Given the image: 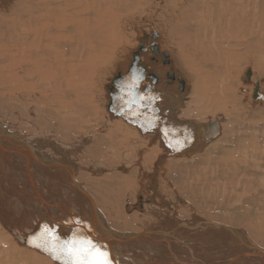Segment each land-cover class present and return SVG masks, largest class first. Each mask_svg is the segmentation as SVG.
<instances>
[{"label": "bare ground", "instance_id": "1", "mask_svg": "<svg viewBox=\"0 0 264 264\" xmlns=\"http://www.w3.org/2000/svg\"><path fill=\"white\" fill-rule=\"evenodd\" d=\"M137 61L127 110L117 83H133ZM260 94L264 0H0V264H60L29 241L43 225L88 239L76 222L91 228L94 213L110 231L153 232L141 243L150 264L187 263L189 244L218 251L206 221L264 251Z\"/></svg>", "mask_w": 264, "mask_h": 264}, {"label": "water", "instance_id": "2", "mask_svg": "<svg viewBox=\"0 0 264 264\" xmlns=\"http://www.w3.org/2000/svg\"><path fill=\"white\" fill-rule=\"evenodd\" d=\"M153 45V44H152ZM151 45V46H152ZM143 48V47H142ZM137 60V56H136ZM135 60V61H136ZM139 61V60H138ZM133 64L132 70L135 73L133 76V83L130 85H121L119 82L117 83L118 87L121 88V93L119 98L122 100L123 104L125 105L127 110H132V101L130 99L124 98L125 96H133L135 101L139 102V96L138 92H140V81L142 80L139 75L144 69H139L137 66V63ZM133 84L135 85V88L133 87ZM151 88H147L146 90L151 92ZM185 99V97H183ZM116 116H123L119 113H117ZM192 125V124H191ZM153 122H148V129H152L154 127ZM193 126V125H192ZM218 123H212L207 124L206 126H203L201 130L203 131L204 139L207 141L215 140L217 136L219 135V129H218ZM2 126L0 125V130H2ZM194 129H191V133L189 135V140L198 139L194 136ZM5 131V130H4ZM150 131V130H149ZM199 132V130H196ZM202 145V144H201ZM190 147L187 148V151L190 150ZM82 192L87 195L83 190ZM95 217L93 215V227H88V225L83 221L82 216H79L77 220L79 221L78 227L76 228L77 231H82L86 234L88 239L92 240L94 243H96L99 246H102L108 253L117 251L121 252V256L119 258H112V263L115 264L117 261V264H150L149 262H146L142 256V253L145 254V252H148L141 244L146 243V240H150V237L154 234L153 232L149 233L148 236L146 235H129V234H122L117 233L114 231H110L99 224V217L98 213H94ZM94 223L96 227L94 228ZM202 226L200 227L199 231L200 233L206 237V244L207 247L214 246L211 242L212 234H214L216 237L220 238L221 245L218 246V251L214 252V254L210 255H202L203 248L198 247L193 244H189V251L186 252L187 256L190 257V261L187 259V263H180L177 261L178 256H172L173 263L172 264H192L191 262H195V256L196 254H200L205 262L202 264H233L232 260L233 258H242L243 260L240 262H243L245 264L246 262H249L251 264H264V256H262L259 252L263 253L260 248H258L255 244L247 240V237L245 234H239V233H231L230 235H224L220 231L222 230L219 226L209 223V222H203L201 223ZM193 227V226H191ZM92 230V232H90ZM93 232L96 237L93 236ZM103 233V235L101 234ZM155 234L161 235L163 237L174 239V235L171 234L168 231H160L156 232ZM194 235V234H192ZM224 237V238H223ZM223 238V239H222ZM170 240V239H169ZM182 241V240H181ZM176 242V240H175ZM182 243H184L182 241ZM139 254H137V253ZM232 252V254L230 253ZM252 255V256H251ZM257 256L261 258L259 261H257ZM252 257H255L253 259ZM158 264V263H157Z\"/></svg>", "mask_w": 264, "mask_h": 264}, {"label": "snow or ice", "instance_id": "3", "mask_svg": "<svg viewBox=\"0 0 264 264\" xmlns=\"http://www.w3.org/2000/svg\"><path fill=\"white\" fill-rule=\"evenodd\" d=\"M169 134L165 131L166 136ZM29 243L47 252L60 264H112L110 254L102 246L87 238H77L75 233L69 239H61L48 225H43Z\"/></svg>", "mask_w": 264, "mask_h": 264}, {"label": "rangeland", "instance_id": "4", "mask_svg": "<svg viewBox=\"0 0 264 264\" xmlns=\"http://www.w3.org/2000/svg\"><path fill=\"white\" fill-rule=\"evenodd\" d=\"M162 2H163V1H162ZM160 4H161V3H160ZM152 29H153V28H152ZM153 30H154V29H153ZM145 31H146V33H148L147 30H145ZM145 31H144V32H145ZM150 34H151V37H152L150 40L153 41V40H154V36H153L152 31L150 32ZM141 37H142V36H140V38H141ZM140 38L138 37V38H136V39H140ZM136 41H137V40H136ZM137 42H138V41H137ZM144 51H145V50H144ZM140 52H143V50H140ZM149 58H150V57H149ZM148 64L153 65V60H152V58H150ZM162 65L164 66V65H166V64L162 61ZM166 66H167V65H166ZM151 71H152V70H151ZM174 81H175V80H174ZM174 81H173L172 83H170V84H167V83H166V84H165V87H167V88H168V87H169V88L172 87V86L175 84ZM173 83H174V84H173ZM252 83H253V82H252ZM150 84L153 85L152 82H151ZM254 84H257V83L254 82ZM147 85L150 86L149 84H147ZM180 86H181V85H180ZM252 87H254V89H256L255 85L252 86ZM177 91H178L181 95H182V93L184 92V91L181 92L180 89H179V87L177 88ZM186 91H187V90L185 89V93H186V95H187L189 92L187 91V92H188V93H187ZM261 95H263V94L258 95L257 98H256V100H255V98L253 97L254 99H252V102H259V101L264 100V99H263V96H261ZM188 98H189V96H188ZM180 101H182V100H180ZM182 102H186V101H182ZM214 115L217 116V113H214ZM218 116H219V115H218ZM218 116H217V117H218ZM115 117H116V116H115ZM223 117H225V118H224L225 120L228 119L226 116H223ZM207 118H208V116H207ZM207 118H206V120H207L208 122L211 121V119H213L212 116H210L208 119H207ZM114 119H115V118H114ZM116 120H117V119H116ZM119 120H123L125 123H127V122H126L124 119H122V118H121V119L119 118ZM225 120H224V121H225ZM227 121L229 122V120H227ZM132 126H133V125H132ZM138 129H139V128H138ZM139 130H140V129H139ZM148 133H149V132H148ZM142 134L146 135L147 133H146V134H145V133H142ZM183 199H184V198H183ZM195 200H197V198L192 200V204H194V205L197 207V209H198L199 206H197V205L194 203ZM200 206L202 207V209H201L202 211H203V210H206V209H207L206 201L203 202ZM201 207H199V209H198L199 211H200V208H201ZM203 208H204V209H203ZM210 209H211V211H210ZM210 209H209V212H210V215H212V216H215V215H218V214H225V215H223L224 218H228V217H229V219L233 218V215L230 214V213H225V212H224V213H222V212L219 213L218 209L214 210V208H212L211 206H210ZM212 209H213V210H212ZM212 211H213V212H212ZM216 213H217V214H216ZM213 214H214V215H213ZM225 216H226V217H225ZM227 216H228V217H227ZM182 219H183V218H182ZM185 220H188V219H185Z\"/></svg>", "mask_w": 264, "mask_h": 264}]
</instances>
